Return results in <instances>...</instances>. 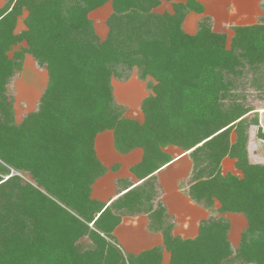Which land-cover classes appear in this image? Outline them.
Segmentation results:
<instances>
[{
  "label": "trees",
  "instance_id": "1",
  "mask_svg": "<svg viewBox=\"0 0 264 264\" xmlns=\"http://www.w3.org/2000/svg\"><path fill=\"white\" fill-rule=\"evenodd\" d=\"M108 1L113 12L101 40L89 13ZM160 2L9 0L1 7L0 91L28 52L48 72L42 95L48 107L28 115L27 135L22 129L0 130L1 159L16 170H30L35 179L31 184L0 168V264H162V247L123 253L115 239L122 217L139 214L147 215L150 230L162 232L169 264H264V163L243 156L244 127L253 108L225 102L234 96L235 79L247 64L255 72L264 65V24L237 27L227 47L226 36L213 34L203 19L197 33L187 34L182 27L187 11H153ZM24 7L25 29L15 32ZM23 41L22 50L6 55ZM134 66L140 67L141 79L157 81L147 82L155 95L142 102L143 123L116 107L111 86L112 75L128 78L119 68ZM262 77L253 79L258 87ZM235 126L241 134L234 145L229 136ZM105 130H113L120 153L143 150V159L132 167L139 182L128 183L108 204L91 197L92 184L103 173L94 140ZM168 145L189 154L187 193L194 202L213 209L215 198L220 214L244 215L247 226L236 247L224 216L204 220L194 239L173 236L174 219L155 184V172L172 161L163 151ZM226 155L237 158L242 176L221 173ZM97 166L101 172L92 177ZM63 177L64 183L58 182Z\"/></svg>",
  "mask_w": 264,
  "mask_h": 264
},
{
  "label": "rangeland",
  "instance_id": "2",
  "mask_svg": "<svg viewBox=\"0 0 264 264\" xmlns=\"http://www.w3.org/2000/svg\"><path fill=\"white\" fill-rule=\"evenodd\" d=\"M8 1L9 0H0V9L1 7H4L8 3ZM160 1H161L160 4L157 7H155L153 11L159 13L169 12L173 14L175 10H177L176 8H178L180 9V12L187 11L185 17L189 13H196L193 15L194 17L193 21H194V25L195 24L197 25V30L191 33V31L187 30L184 27V21L182 25L183 30L190 35L197 33L199 24L203 19L207 24L205 26L210 27V30L213 32V34L215 33L216 35H221V36L224 34L226 36L227 47L230 46L232 38L235 35V29L237 27L264 24V0H249L252 1L253 3L251 9L247 5L249 3L248 0H243L240 2L238 0H236L237 2L235 0H222L223 4L222 7L218 6L217 15L210 14L207 11L205 12L204 4L199 0H160ZM236 5L241 7L238 8L236 7ZM199 7H201L203 10L196 11ZM112 12H113L112 2L108 1L107 3L103 4L102 6L96 8L95 10L89 13V17L92 19L94 24L95 32L98 34L101 40H104L109 32L107 20L109 16L112 14ZM27 14L28 13L25 7L21 9L20 13H18L16 18L15 32H19L20 30L25 29L24 20ZM207 20L208 21L210 20V23H207ZM25 46H26V42L23 41L20 44L13 46L11 50L6 52V55H8V57L11 58L13 56V52H17V51L19 52ZM23 56L24 58L22 60L23 62L21 61L22 62L21 67L17 68V70L16 69L12 70L4 78V83L2 85L3 87L2 90L0 91V130L3 132L10 133L12 131L22 129L24 130V135H27L31 131L30 127L27 126L28 123L25 125V121H27L28 115L30 113L37 112L41 108L42 110H44L45 108L48 107V103L42 102V95L48 83V72L45 66L39 65L35 60V58L30 53L27 52ZM252 69L253 68H251L248 64L247 66L244 67V74L240 77H236L235 88H233L231 91V93H233L232 95L234 96L236 95V96L226 98L225 102L232 103L233 101H235L243 104L246 107L253 108V110H251L247 116L248 118L246 122L248 123V125H245L244 127V133L247 135V141H246V145L244 146L245 153L243 151V156L245 158L244 160L245 161L247 160L249 163L263 164L264 140L261 139L260 137H261V133L264 132V81H261L263 87H258L254 83L253 79L255 77H262V76L264 77V65H262L259 71L255 72ZM117 72L122 75L128 74V78L119 77L117 75H112L111 77V86L113 90V97L115 103L117 104L116 107L123 108L121 109V111L125 117L136 120L139 123H143L145 121V114L141 108L142 103L141 105L138 106L128 107L127 105L119 102L116 99L114 95V90L118 88L119 94L121 93L124 96H126V94H128L129 92H133V91L137 92L143 90V92L146 95L145 98L143 99L144 101L148 96L155 95V91H153L152 88H149L147 86V82H151L154 85L156 84L157 81L151 76H147L145 80L141 79L140 77L141 70L139 66H134L132 67V69H128V70L127 68H124L123 70L119 68ZM121 98L124 97L122 96ZM131 100L135 101V97H133V99ZM111 131L113 132V130ZM239 134H241L239 132V128L235 126L230 132L229 141L235 145V142H237ZM63 148L65 149L66 147L63 146ZM63 148L61 150H63ZM165 148L166 149L168 148V150L164 151ZM235 149L238 150V147H236ZM163 151L165 152V155H167L168 158H172L174 154L184 152L182 148L176 145H168L163 148ZM169 151H171V153ZM39 152H41L40 153L41 162L45 163L44 160L45 154L43 153L44 151L42 152V150L39 149ZM122 154H128V153H122ZM236 162H237V158H235V156L226 155L225 157H223L220 164L221 173L223 175H227L230 173L233 175L242 176L243 174L242 170L236 166ZM28 164L32 167H35V162L34 163L31 162ZM119 165L120 163L116 162V164L114 163L110 167L106 165L105 167L104 164L101 162L103 173L100 177L105 175L106 172L108 171L116 172L120 167ZM2 166L4 167L5 171L6 169L7 170L9 169L10 171L9 175L19 174L23 177L25 181L31 184H35V179L32 176L30 170H25V169L16 170L15 168L8 166L0 157V168ZM62 166H63V170L66 171L68 174L70 172V168L67 162L63 163ZM132 167H130V171L133 173V175H135L137 180H140L139 175L135 174V172L132 171ZM191 170H189V173L185 180L188 181L189 185L192 179ZM99 172H101V169H99V167L97 166V168L92 169L90 175L92 177H95L96 175H98ZM4 176L6 178L8 177L7 174H5ZM99 178H97L93 182V184ZM60 181H63L64 183V177L62 180L60 178L58 182ZM133 181H135V179H131V181H128V183L131 182L133 183ZM155 181L157 182V178L155 179ZM122 183H124L123 185H125L126 181L116 180L117 190H119L118 186L122 185ZM93 184L91 187V197H92ZM155 184L157 187V183ZM187 189L188 188L186 187V190ZM163 191L164 188L162 187V191L160 192L161 195ZM156 198H158L157 195L153 199L155 200ZM154 200L153 203H155ZM214 200H215V204L213 206V209L211 210L218 212V215L216 216H222V217L224 216L225 218L229 219L228 214L230 213L239 214L237 212H226L223 215L220 214L218 209L221 206V204L217 199L214 198ZM99 201L105 203L101 200ZM199 206L204 208L202 205ZM225 215H227V217ZM124 217H131V216H123L122 220ZM243 221L246 222V226H247L246 218L243 219ZM239 224L238 227L240 228L241 225ZM230 225H231V221H230ZM242 232L240 233V239L242 237ZM83 241L90 243V240L86 237L83 239ZM121 249L123 253H128L123 248Z\"/></svg>",
  "mask_w": 264,
  "mask_h": 264
},
{
  "label": "crops",
  "instance_id": "3",
  "mask_svg": "<svg viewBox=\"0 0 264 264\" xmlns=\"http://www.w3.org/2000/svg\"><path fill=\"white\" fill-rule=\"evenodd\" d=\"M199 1L204 4L205 12L207 11L210 14L216 15L218 6L222 7L223 4L222 0ZM238 1L240 2L243 0ZM247 5L251 9L253 5L252 1H249ZM236 7L240 8L241 6L236 5ZM194 14L196 13H189L184 20V27L191 31V33L197 30V25H194L193 21ZM133 92H129L124 96L121 93L119 94L118 88H116L114 90V95L119 102L128 107L141 105L146 96L145 93L143 90ZM121 95L124 98H121ZM132 96L135 97V101L131 100L133 99ZM94 148L97 158L104 164V166L106 165L110 167L112 164H116V162L120 163V167L116 172H106L105 175L100 177L93 184L92 197L108 204L120 195H117L116 193L123 191L126 188L128 181L135 179L133 183L139 182L135 175L130 171V167L141 162L143 159V150L141 148H135L128 154L120 153L115 148L114 133L111 130L99 132L96 135ZM166 150H168V148L164 149V151ZM169 152L171 153V151ZM188 156L187 152L174 154L170 163L155 172L158 190L161 192L162 187L164 188L161 200L166 207L168 214L174 219L175 225L172 234L181 239L196 238L200 232V224L211 215H218L217 211L215 212L211 209L208 210L200 207L188 195V189L186 190V187H189V183L185 180L192 167L191 159ZM116 180H125L126 184L123 185L124 183H122V185L118 186L119 190H117ZM225 216L227 217V215ZM228 218L231 221L228 238L233 247H236L240 241V233L246 226V222L243 221L245 217H243L241 213H230L228 214ZM238 224L241 225L240 228L238 227ZM113 234L119 246L128 253L139 254L144 250L159 246L162 247V264L170 263L171 254L163 246V234L161 231L150 230L149 219L146 214L124 217L122 222L115 228Z\"/></svg>",
  "mask_w": 264,
  "mask_h": 264
}]
</instances>
